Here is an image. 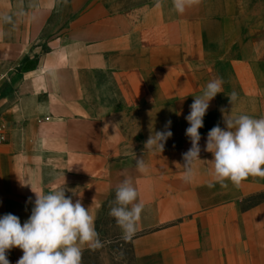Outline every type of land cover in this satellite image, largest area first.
<instances>
[{"label": "crops", "instance_id": "crops-1", "mask_svg": "<svg viewBox=\"0 0 264 264\" xmlns=\"http://www.w3.org/2000/svg\"><path fill=\"white\" fill-rule=\"evenodd\" d=\"M58 1L61 30L33 68L19 70L56 0H0V217L23 225L32 188H65L90 207L96 228L130 178L145 205L133 264H264V198L243 206L264 194V178L221 186L204 150L214 126L226 130L225 116H264V0H201L183 14L172 0ZM9 45L18 53L6 54ZM214 79L223 91L209 102L185 182V117ZM166 130L162 152L145 147ZM22 255L13 248L7 258L17 264Z\"/></svg>", "mask_w": 264, "mask_h": 264}, {"label": "clouds", "instance_id": "clouds-1", "mask_svg": "<svg viewBox=\"0 0 264 264\" xmlns=\"http://www.w3.org/2000/svg\"><path fill=\"white\" fill-rule=\"evenodd\" d=\"M172 3L174 10L183 14L198 6L201 0H172ZM222 84L220 79L209 81L202 94L195 97L190 113L185 117L190 125L185 134L192 145L183 154L186 164L182 179L185 182H190L193 175L190 165L200 159L199 130L204 126L209 102L223 91ZM228 97L232 103L237 94L232 92ZM224 122L226 130L217 124L208 132L204 149L213 156L209 162L214 181L224 187L228 182L239 187L249 177L264 178V116L228 115ZM170 125L169 120L166 129H170ZM172 135L170 130L155 132L145 147H157L162 152L164 142ZM136 168L140 173L147 171L144 159H136ZM213 186V183L209 184V187ZM32 191L36 196L34 207L23 225L19 217L11 213L0 217V264H10L7 253L13 248L23 252L17 264H82L85 248L95 251L103 247L90 207L85 208L79 199L73 202L71 197H66L65 188L47 194L33 188ZM144 208L134 182L125 178L116 187L109 210V215L121 229L122 239L131 240L139 231Z\"/></svg>", "mask_w": 264, "mask_h": 264}, {"label": "rangeland", "instance_id": "rangeland-1", "mask_svg": "<svg viewBox=\"0 0 264 264\" xmlns=\"http://www.w3.org/2000/svg\"><path fill=\"white\" fill-rule=\"evenodd\" d=\"M58 5H59V1L56 0L54 11L47 18L46 24L42 29L40 37L32 45V47L34 48V52L33 50H30V52H32V57L30 59L36 57L37 53L40 54L46 51L47 50L46 42L48 38L58 34L59 31L61 30V26L64 24V21H62L63 19L60 16V13H58L57 11ZM12 15L13 14L11 11L6 14H3V20H8L7 22H9L10 21L9 17L11 18ZM4 16H6V19L4 18ZM0 20H2L1 17ZM3 47L5 46H2V48ZM15 49H16L15 46L9 45L7 46L5 52L8 55H14L15 52L18 53V51H16ZM20 67L21 65L18 67V69ZM6 90H7L6 87L0 89V94L4 95L6 93ZM262 198H264V194H260L256 197H253L252 199L250 197L246 198V200L243 203V206L247 207L252 202ZM96 231L99 233L100 240L103 242V247L91 253L83 254L82 256L83 264H133L131 242L130 240L122 239V236H119L116 233L114 218H112L109 215V211L106 213V216H103L102 219L98 220L96 224Z\"/></svg>", "mask_w": 264, "mask_h": 264}, {"label": "trees", "instance_id": "trees-1", "mask_svg": "<svg viewBox=\"0 0 264 264\" xmlns=\"http://www.w3.org/2000/svg\"><path fill=\"white\" fill-rule=\"evenodd\" d=\"M36 61H37L36 57H34L33 59L25 57L22 60L21 67L19 68V70H28V69L33 68L36 65ZM92 252H93V250H92Z\"/></svg>", "mask_w": 264, "mask_h": 264}]
</instances>
